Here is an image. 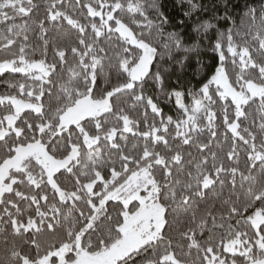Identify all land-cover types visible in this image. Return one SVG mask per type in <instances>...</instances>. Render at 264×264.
<instances>
[{"label": "snow or ice", "instance_id": "obj_1", "mask_svg": "<svg viewBox=\"0 0 264 264\" xmlns=\"http://www.w3.org/2000/svg\"><path fill=\"white\" fill-rule=\"evenodd\" d=\"M0 264H264V0H0Z\"/></svg>", "mask_w": 264, "mask_h": 264}, {"label": "trees", "instance_id": "obj_2", "mask_svg": "<svg viewBox=\"0 0 264 264\" xmlns=\"http://www.w3.org/2000/svg\"><path fill=\"white\" fill-rule=\"evenodd\" d=\"M169 8H170V6H169Z\"/></svg>", "mask_w": 264, "mask_h": 264}]
</instances>
